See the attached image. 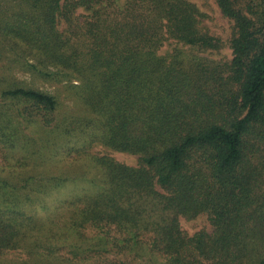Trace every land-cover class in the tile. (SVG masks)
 I'll list each match as a JSON object with an SVG mask.
<instances>
[{"label":"trees","instance_id":"16d2710c","mask_svg":"<svg viewBox=\"0 0 264 264\" xmlns=\"http://www.w3.org/2000/svg\"><path fill=\"white\" fill-rule=\"evenodd\" d=\"M20 2L24 10L0 18L7 66L66 80L81 113L62 119L55 95L16 81L0 89L2 108L14 109L17 124L48 128L53 155L95 143L137 155L135 166L91 156L98 188L77 199L83 206L69 222L114 224L136 240L148 233L166 264H264V0H216L234 23L227 62L184 59L179 50L157 55L169 38L201 51L221 47L199 29L200 13L188 0ZM77 10L88 13L82 24ZM59 21L72 35L58 31ZM80 31L86 45L71 43ZM2 108L6 157L17 150L20 132ZM18 168L2 167L8 174L0 185V264L10 250L36 247V236L27 240L38 217L34 206L62 185L59 177L9 183L21 176ZM201 213L212 231L186 236L178 217Z\"/></svg>","mask_w":264,"mask_h":264},{"label":"rangeland","instance_id":"374dc122","mask_svg":"<svg viewBox=\"0 0 264 264\" xmlns=\"http://www.w3.org/2000/svg\"><path fill=\"white\" fill-rule=\"evenodd\" d=\"M188 1L195 4L200 13L198 17L199 29L219 38L221 47L218 50L201 51L169 38L158 49L157 55L165 56L179 50V57L184 59L197 56L218 62L229 61L232 57L229 41L234 34L233 21L223 16L216 0ZM24 9L20 0H0V18L2 19ZM87 14L86 11L77 10L74 14L75 21L82 24ZM0 26L2 27L1 23ZM57 29L67 35H72L68 24L63 21L57 23ZM77 35L70 37L71 43L86 45L87 40L81 31ZM4 55L11 54L5 49L3 50L0 40V89L12 81L22 82L26 86L55 95L59 100V116L62 119L71 114L81 113V106L75 101V97L71 96L73 90H70L69 82L41 79L20 70L17 66L9 68ZM72 83L76 84L77 80H72ZM2 105L3 101L0 100L1 108ZM2 110L6 114L10 113L11 117L15 119L13 108L9 110L2 108ZM13 124L20 132V138H18L17 150L14 153L9 152L5 157L0 151V185L3 183L2 176L8 174L2 170V167L7 172L8 166L11 171L19 166L18 169L22 173L20 177L8 180L9 183H55L56 180L53 177H59L62 180L60 181L62 185L59 188L55 187L49 196L42 198L38 201L41 203L34 206L38 217L34 230L27 240H33V237L36 236L38 239L36 247L26 245L23 249L10 250L3 256L5 264L167 263L151 250L148 244L151 236L148 233L136 240L132 238L130 231L128 234L127 232H125L126 234L122 233L114 224H105L101 227L83 224V226L75 228L69 222V215L73 209L83 206L77 199L98 188L101 174L94 165L91 156H108L125 165L135 166L137 155L118 152L100 143H95L83 151L59 152L53 155L51 145L54 139L53 136L47 134L48 128L45 129L40 122L17 124L16 119ZM37 137H39L40 143L38 147L34 148L40 150L33 154L31 151L33 145L38 142ZM48 141V146L41 148L42 144ZM155 188L159 190L157 186ZM31 208L33 209V207ZM178 222L180 229L188 237L200 230L212 231V226L205 213L192 219L179 216ZM30 236L32 237L30 238Z\"/></svg>","mask_w":264,"mask_h":264}]
</instances>
